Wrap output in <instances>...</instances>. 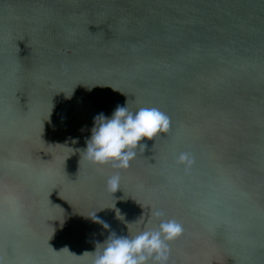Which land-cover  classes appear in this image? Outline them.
<instances>
[{"label":"water","instance_id":"1","mask_svg":"<svg viewBox=\"0 0 264 264\" xmlns=\"http://www.w3.org/2000/svg\"><path fill=\"white\" fill-rule=\"evenodd\" d=\"M117 106L170 117L127 169L84 153ZM162 219L168 264H264V0H0V264H93Z\"/></svg>","mask_w":264,"mask_h":264},{"label":"clouds","instance_id":"2","mask_svg":"<svg viewBox=\"0 0 264 264\" xmlns=\"http://www.w3.org/2000/svg\"><path fill=\"white\" fill-rule=\"evenodd\" d=\"M170 128V117L156 107H141L132 112L128 106H117L111 118L103 113L94 119L90 140L87 141L85 157L97 166L110 164L113 168L127 169L137 156V148L143 152L144 139L153 140L160 134H166ZM177 163L189 172L195 164L191 153L182 152ZM120 174L117 172L107 181V188L115 193L119 189ZM155 216L163 217L162 211ZM104 229H109L105 221L91 216ZM184 232L183 225L175 219H162L158 226L139 232L134 237L117 236L113 231L103 246L95 252L93 264H168L170 243L179 239Z\"/></svg>","mask_w":264,"mask_h":264}]
</instances>
